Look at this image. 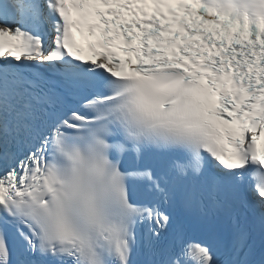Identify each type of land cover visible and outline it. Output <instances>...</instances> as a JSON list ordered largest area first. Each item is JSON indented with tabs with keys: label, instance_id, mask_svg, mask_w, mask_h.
Returning <instances> with one entry per match:
<instances>
[{
	"label": "snow or ice",
	"instance_id": "6c2138e0",
	"mask_svg": "<svg viewBox=\"0 0 264 264\" xmlns=\"http://www.w3.org/2000/svg\"><path fill=\"white\" fill-rule=\"evenodd\" d=\"M0 264H264V0H0Z\"/></svg>",
	"mask_w": 264,
	"mask_h": 264
}]
</instances>
